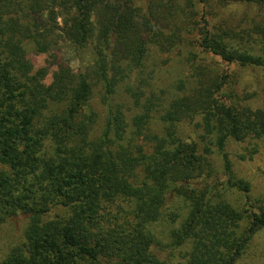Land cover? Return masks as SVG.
Masks as SVG:
<instances>
[{
  "label": "trees",
  "instance_id": "1",
  "mask_svg": "<svg viewBox=\"0 0 264 264\" xmlns=\"http://www.w3.org/2000/svg\"><path fill=\"white\" fill-rule=\"evenodd\" d=\"M232 68L264 71V0H0V223L27 222L0 264H237L264 203L228 148L264 141V100Z\"/></svg>",
  "mask_w": 264,
  "mask_h": 264
},
{
  "label": "rangeland",
  "instance_id": "2",
  "mask_svg": "<svg viewBox=\"0 0 264 264\" xmlns=\"http://www.w3.org/2000/svg\"><path fill=\"white\" fill-rule=\"evenodd\" d=\"M245 9L244 6L231 5L220 11L219 18L227 24L232 26L236 25L243 16V11ZM57 53L59 55L57 56L58 60L60 59L62 62L67 63L69 68L74 71H79L81 68L89 65L93 58L92 49L90 47L76 51L63 43L57 48ZM32 58L34 59L32 61L36 69L47 66L46 62L48 58L46 56ZM232 69L240 74L241 88L250 91H257L262 97V100H264V71L252 69L238 70L237 68ZM91 106L99 114V123L102 122L104 113L99 104L98 97L91 101ZM245 146L247 145H238L236 147L229 146L228 153L230 161L234 167L235 173L239 177L250 182V197L252 199H261L264 203V141L258 143L257 148L251 146H247L248 148H246ZM252 150H256V153L252 156L251 160L248 158L245 161L238 160L237 155H245L248 151ZM211 159L214 160V167L216 170H219L221 173V162L218 161L215 154ZM3 171H8V169L0 165V172ZM234 199H236L237 204L244 201L243 196L238 193L237 195L235 194L232 196V200ZM26 224V218L21 215H17L8 221L0 223V261L9 253V249L22 243ZM162 231L163 229L161 227L159 229L155 228L156 234H161ZM163 254L166 255V251ZM237 264H264V231H261L254 236L251 247Z\"/></svg>",
  "mask_w": 264,
  "mask_h": 264
}]
</instances>
